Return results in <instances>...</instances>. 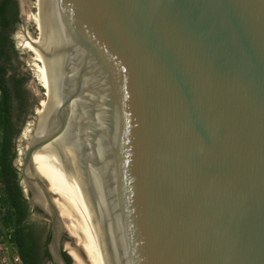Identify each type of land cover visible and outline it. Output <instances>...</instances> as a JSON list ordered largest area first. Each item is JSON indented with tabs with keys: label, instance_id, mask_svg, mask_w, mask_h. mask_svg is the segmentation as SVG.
I'll return each mask as SVG.
<instances>
[{
	"label": "water",
	"instance_id": "95a60500",
	"mask_svg": "<svg viewBox=\"0 0 264 264\" xmlns=\"http://www.w3.org/2000/svg\"><path fill=\"white\" fill-rule=\"evenodd\" d=\"M40 32L48 110L19 170L53 260L85 255L38 149L105 264H264V0H40Z\"/></svg>",
	"mask_w": 264,
	"mask_h": 264
},
{
	"label": "trees",
	"instance_id": "16d2710c",
	"mask_svg": "<svg viewBox=\"0 0 264 264\" xmlns=\"http://www.w3.org/2000/svg\"><path fill=\"white\" fill-rule=\"evenodd\" d=\"M18 0H0V235L14 248L21 264H41L48 257L49 232L39 235V224L29 222V202L23 193L20 170L15 165V139L21 131L28 108V77L15 64L18 51L13 33L19 22ZM20 150H18L19 153ZM43 242V244H42Z\"/></svg>",
	"mask_w": 264,
	"mask_h": 264
},
{
	"label": "bare ground",
	"instance_id": "6f19581e",
	"mask_svg": "<svg viewBox=\"0 0 264 264\" xmlns=\"http://www.w3.org/2000/svg\"><path fill=\"white\" fill-rule=\"evenodd\" d=\"M37 2L39 10V38L37 40H33L34 38H26V41L22 40V42H25L24 44H22L26 47L36 50L35 58L41 64L38 68L40 79L39 82L45 92V102L48 110L47 82L41 48L40 0H38ZM38 117V123L36 124V126H38L40 123V113ZM35 131L36 128L33 130L32 136L35 134ZM30 139L27 138L25 140L28 143ZM33 163L37 174L43 179V181L46 182L49 191L53 194L54 203L57 206L62 220H66V223L64 222L66 233L75 240L76 244L81 248L85 255V260H83L81 257H79L77 252L73 248H71L67 242H65L63 246L71 256L73 264H105L87 215L66 176L59 169V167L40 149L34 152Z\"/></svg>",
	"mask_w": 264,
	"mask_h": 264
},
{
	"label": "rangeland",
	"instance_id": "374dc122",
	"mask_svg": "<svg viewBox=\"0 0 264 264\" xmlns=\"http://www.w3.org/2000/svg\"><path fill=\"white\" fill-rule=\"evenodd\" d=\"M38 0H18L19 2V17L20 20L16 24L13 39L15 48L18 51L17 60L15 64L18 66L20 73L25 74L28 80L25 86L29 92L28 108L31 111L26 114L25 120L22 124L21 131L15 139V147L17 151V158L15 159V165L19 167L21 162V155L26 145L25 139H30L32 137L33 130L36 128L34 124L35 114H41V122L47 114L46 106V96L43 88L40 84L39 71L38 68L41 65L40 62L35 58L36 50L24 46L26 38L37 40L39 38V10H38ZM38 30V31H37ZM21 34V35H19ZM21 40V41H20ZM22 40H24L22 42ZM23 43V44H22ZM33 102V103H32ZM37 102V104H36ZM18 150L19 153H18ZM23 187V193L29 202V221L39 222L46 233L49 229L50 220L48 216L41 210L38 212L29 201V192L26 190L25 186L21 182ZM2 191V184L0 183V195ZM66 223V220L63 219ZM0 264H21L19 258H17L14 248L7 246L3 237L0 235ZM49 264V263H48Z\"/></svg>",
	"mask_w": 264,
	"mask_h": 264
},
{
	"label": "flooded vegetation",
	"instance_id": "af4514ba",
	"mask_svg": "<svg viewBox=\"0 0 264 264\" xmlns=\"http://www.w3.org/2000/svg\"><path fill=\"white\" fill-rule=\"evenodd\" d=\"M38 212H40L41 210L38 208V207H34ZM30 222V221H29ZM38 224H39V235H40V232H41V228L43 227L39 222H37ZM44 229V228H43ZM49 233H50V225H49V229L47 230ZM42 234H43V232H41V236H42ZM44 235H45V232H44ZM61 238L62 239H67L66 238V235H65V233H63V235L61 236ZM48 242H49V238H48V240H47V242H46V249H47V251H48V255H49V258L48 257H43L42 255H43V248H41L40 249V251H41V264H58V262L57 261H54L53 260V258H52V256H51V254H50V252H49V246H48ZM42 244H43V242H42ZM61 248H62V246H61ZM62 255H63V258L65 259V261L68 263V264H70V262H71V259H70V257H69V255H68V252L65 250V248H64V246H63V250H62Z\"/></svg>",
	"mask_w": 264,
	"mask_h": 264
},
{
	"label": "built area",
	"instance_id": "2783aa9c",
	"mask_svg": "<svg viewBox=\"0 0 264 264\" xmlns=\"http://www.w3.org/2000/svg\"><path fill=\"white\" fill-rule=\"evenodd\" d=\"M17 256V255H16ZM17 258H18V256H17Z\"/></svg>",
	"mask_w": 264,
	"mask_h": 264
}]
</instances>
